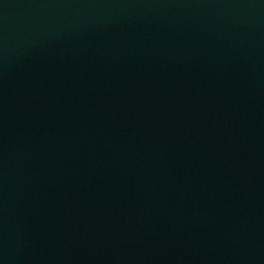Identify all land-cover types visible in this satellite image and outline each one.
Returning <instances> with one entry per match:
<instances>
[{"label": "water", "instance_id": "obj_1", "mask_svg": "<svg viewBox=\"0 0 264 264\" xmlns=\"http://www.w3.org/2000/svg\"><path fill=\"white\" fill-rule=\"evenodd\" d=\"M0 264H264V0H0Z\"/></svg>", "mask_w": 264, "mask_h": 264}]
</instances>
